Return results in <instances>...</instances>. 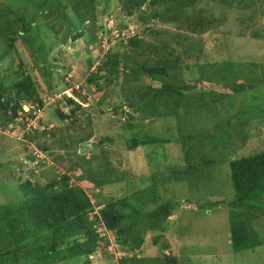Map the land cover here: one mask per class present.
Instances as JSON below:
<instances>
[{"label":"trees","instance_id":"1","mask_svg":"<svg viewBox=\"0 0 264 264\" xmlns=\"http://www.w3.org/2000/svg\"><path fill=\"white\" fill-rule=\"evenodd\" d=\"M202 1L117 0L109 13L119 9L121 16L116 18L120 21V29L133 24L138 30L124 38L125 42L119 43L116 51L109 49L101 64L87 78V82L98 90L113 85L114 93L119 95L121 92L120 96L126 99V107L151 108L153 115L164 113L179 117V139L188 148L185 149V162L181 164L184 177L191 175L194 169L200 172L201 163L206 166V162L210 165L212 159L216 161L213 153L219 154L228 145L224 136H229L236 145H240L238 147L250 141L247 120L257 116L256 112H261L263 109L260 107L264 106V63L232 60L204 63L200 60L207 38H200V41L199 36H205L220 21L214 12L223 13V7L234 8L241 0H212L214 11L210 17L204 16L206 9ZM109 3V0H8L0 5V60L17 51L18 42L24 43L31 59L30 67L20 57L17 67L9 64L7 69L11 73H0L1 127L9 128L14 117L22 115L25 103L31 105V110L25 113L27 115L33 116L34 108L41 109L43 100L39 75L43 76L48 91L55 89L49 79L55 67H59L49 61L47 50H52V46H48L37 29L38 21L47 17L48 26L63 44L84 34H89L93 41L102 28L98 21L107 13L105 4ZM260 14L264 15V0L261 1ZM156 21L167 27H154ZM182 29L188 33L177 32ZM189 59L194 63L186 65V69L194 65L199 76L192 77L190 81L178 80L179 64ZM64 84L69 86L66 81ZM246 97L251 100L245 101ZM64 98L69 105L76 104L81 109L72 97L64 95ZM237 99L238 102L245 101L241 106H245L243 110L248 116L241 120L240 115L238 127L230 128L234 121H231L229 113ZM123 105L121 103L118 107ZM60 115L67 116L62 112ZM187 116L200 127L193 123L191 129L183 128L182 120ZM210 122H213L212 128H201ZM131 142L128 149L135 150L138 146L166 143L168 139L134 137ZM234 157L229 159L230 177L236 194L227 202L229 243L233 253L240 254L264 243L251 224L257 213L264 214V201L261 199L264 196V147L254 154ZM188 170L190 173L186 172ZM9 174L17 181L16 173L10 171ZM87 178L82 177L83 180ZM90 182L94 185L101 183ZM17 186L18 189L8 192L12 200L0 203V264H57L87 259L101 248L102 241L108 243V237L101 236L99 227L112 233L115 242L127 254L133 253L142 247L148 234L155 245L159 243V237L167 229L171 211L177 206L169 202L158 204L152 210L146 209L145 205L156 199L155 186L132 195L103 200L98 211H95L86 189L79 184L71 185L67 176L43 185L27 179ZM3 188L5 184L1 183L0 190ZM222 202L225 201L215 200L199 204V207L209 211ZM131 259L135 260L134 257ZM131 259L123 257L122 262L129 264ZM170 259L168 257L167 260L172 264Z\"/></svg>","mask_w":264,"mask_h":264},{"label":"rangeland","instance_id":"2","mask_svg":"<svg viewBox=\"0 0 264 264\" xmlns=\"http://www.w3.org/2000/svg\"><path fill=\"white\" fill-rule=\"evenodd\" d=\"M7 1L0 0V5ZM109 1V5L105 4L107 13L98 21L102 28L93 41L89 34H84L81 38L73 41L69 39L63 44L48 26L47 17L38 21L37 29L48 46H52V50L45 49L50 54L49 61L59 67H55L49 79L55 89L48 91L43 76L37 73L43 100L41 109L34 108L33 116L27 115L25 113L31 110V105L25 103L22 105V115L14 117L9 128L0 126V184H5V188L0 190V203L12 200L8 192L18 189L17 184L27 179L43 185L67 176L71 185L79 184L86 189L93 200L95 211L100 209L103 200L132 195L136 191L143 192L147 187L155 186L156 199L149 201L145 205L146 209L152 210L158 204L169 202L177 204L175 211H171L167 229L159 237L157 245L148 234L141 250L127 254L115 242L112 233L99 227L101 236L108 237V243L102 241L101 248L88 260L57 264H123V257L135 258L129 260V264H171L168 257L173 259H170L172 264H264V243L254 250L233 253L229 243L227 204L236 196L229 161L236 155L245 156L262 151L264 147V106L260 104L263 110L257 111V116L247 120L250 141L238 147L240 145H236L229 136H224L228 145L219 154L213 153L216 161L212 159L210 165L204 162L206 166L201 163L200 172L194 169L191 175L184 173L186 176H182L181 164L185 162V149L188 148L179 139L181 125L178 116L164 113L153 115L151 108L126 107V99L120 96L121 92L119 95L114 93L113 85L98 90L94 84L87 82L88 76L101 64L108 50L114 48L113 51H116L119 43L125 42L124 38L134 35L138 30L133 24L122 26L121 30L120 21L116 18L121 16L119 9L109 13L117 0ZM261 1L241 0L234 8L223 7V13L214 12L220 20L217 26L198 38H207L201 62L232 60L264 63V15L260 14ZM201 4L206 9L205 17L213 15L212 0H203ZM157 22L154 27H167L160 22L157 25ZM177 32L188 33L186 29ZM123 50H120L121 53ZM20 57L30 67V55L23 42H18L17 51H12L0 60V73H11L7 69L9 64L13 63L17 67ZM193 63L189 59L179 64L181 69L176 72L178 80L190 81L192 77L199 76L194 65L186 69V65ZM62 77L69 86L64 84ZM72 89L77 90L74 92L75 98H72L81 109L76 104L69 105L64 98V95L70 96L65 91L71 92ZM250 100L246 97L245 101ZM245 101L235 100L234 107L228 112L231 121H234L230 128H237V123L248 116L243 110L245 106H241ZM121 103L124 105L119 108ZM60 112L67 116L62 117ZM182 121L183 128L191 129L194 125L200 127L190 116ZM207 127L212 128L213 122L201 126L205 129ZM134 137H161L167 138L168 142L129 150L128 146ZM195 162L198 163V160ZM10 171L17 174V181L9 174ZM186 172L190 173V170ZM1 173L7 174V177ZM156 173L159 174L154 176ZM83 176L88 177L87 180H83ZM88 179L101 183L94 185ZM261 199L264 201V196ZM215 200L225 202L211 207L209 211L199 207V204ZM185 201L193 203L190 205ZM256 215L251 224L257 236L264 241V214Z\"/></svg>","mask_w":264,"mask_h":264},{"label":"built area","instance_id":"3","mask_svg":"<svg viewBox=\"0 0 264 264\" xmlns=\"http://www.w3.org/2000/svg\"><path fill=\"white\" fill-rule=\"evenodd\" d=\"M66 93L69 94L71 97H74V95H73V94H74V93H73V90H71V92H70V91H66Z\"/></svg>","mask_w":264,"mask_h":264},{"label":"clouds","instance_id":"4","mask_svg":"<svg viewBox=\"0 0 264 264\" xmlns=\"http://www.w3.org/2000/svg\"><path fill=\"white\" fill-rule=\"evenodd\" d=\"M72 90H74V89H72ZM66 91H68V90H66ZM66 91H65V92H66ZM73 93H74V92H73ZM73 95H74V94H73ZM67 96H68V95H67ZM69 97H71V96H69ZM73 98H75V96H74ZM131 255H132V254H130V256H131ZM132 256H133V255H132Z\"/></svg>","mask_w":264,"mask_h":264}]
</instances>
